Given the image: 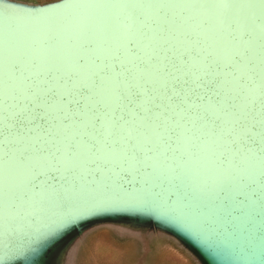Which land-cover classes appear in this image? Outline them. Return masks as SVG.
Here are the masks:
<instances>
[{
    "label": "water",
    "instance_id": "95a60500",
    "mask_svg": "<svg viewBox=\"0 0 264 264\" xmlns=\"http://www.w3.org/2000/svg\"><path fill=\"white\" fill-rule=\"evenodd\" d=\"M99 223L264 264V0H0V264Z\"/></svg>",
    "mask_w": 264,
    "mask_h": 264
},
{
    "label": "rangeland",
    "instance_id": "374dc122",
    "mask_svg": "<svg viewBox=\"0 0 264 264\" xmlns=\"http://www.w3.org/2000/svg\"><path fill=\"white\" fill-rule=\"evenodd\" d=\"M66 258L68 264H199L165 233L111 223L86 228L74 241Z\"/></svg>",
    "mask_w": 264,
    "mask_h": 264
},
{
    "label": "snow or ice",
    "instance_id": "6c2138e0",
    "mask_svg": "<svg viewBox=\"0 0 264 264\" xmlns=\"http://www.w3.org/2000/svg\"><path fill=\"white\" fill-rule=\"evenodd\" d=\"M18 7H25V6H22V5H17ZM13 13H15V9L13 10ZM37 112H39V109L37 110ZM54 230V229H53Z\"/></svg>",
    "mask_w": 264,
    "mask_h": 264
}]
</instances>
